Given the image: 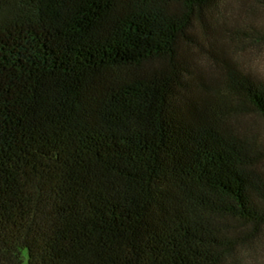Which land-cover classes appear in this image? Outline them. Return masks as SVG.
I'll list each match as a JSON object with an SVG mask.
<instances>
[{
  "label": "trees",
  "instance_id": "1",
  "mask_svg": "<svg viewBox=\"0 0 264 264\" xmlns=\"http://www.w3.org/2000/svg\"><path fill=\"white\" fill-rule=\"evenodd\" d=\"M216 1L0 0V264H264V80L183 62Z\"/></svg>",
  "mask_w": 264,
  "mask_h": 264
},
{
  "label": "rangeland",
  "instance_id": "2",
  "mask_svg": "<svg viewBox=\"0 0 264 264\" xmlns=\"http://www.w3.org/2000/svg\"><path fill=\"white\" fill-rule=\"evenodd\" d=\"M251 5L254 13L248 12ZM211 14L214 30L205 32L198 26L189 35L186 46H189L190 55L188 60H183L186 69L216 73L210 68L209 54H218L230 41L235 50L232 58L241 60L246 70L264 80V5L258 0H217ZM186 46L182 44L181 55ZM261 125L264 129V122Z\"/></svg>",
  "mask_w": 264,
  "mask_h": 264
}]
</instances>
